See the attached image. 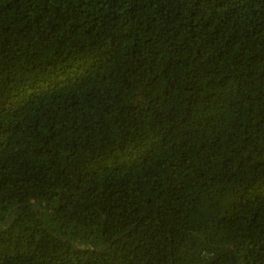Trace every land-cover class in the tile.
Returning <instances> with one entry per match:
<instances>
[{"label":"trees","instance_id":"trees-1","mask_svg":"<svg viewBox=\"0 0 264 264\" xmlns=\"http://www.w3.org/2000/svg\"><path fill=\"white\" fill-rule=\"evenodd\" d=\"M0 264H264V0H0Z\"/></svg>","mask_w":264,"mask_h":264}]
</instances>
